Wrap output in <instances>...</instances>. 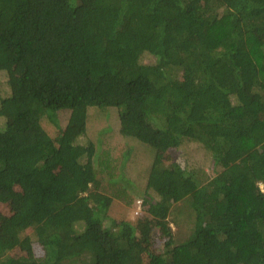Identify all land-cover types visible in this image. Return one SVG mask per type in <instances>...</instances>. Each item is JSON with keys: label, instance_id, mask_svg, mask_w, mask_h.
Wrapping results in <instances>:
<instances>
[{"label": "trees", "instance_id": "trees-1", "mask_svg": "<svg viewBox=\"0 0 264 264\" xmlns=\"http://www.w3.org/2000/svg\"><path fill=\"white\" fill-rule=\"evenodd\" d=\"M2 204L0 264H264V0H0Z\"/></svg>", "mask_w": 264, "mask_h": 264}, {"label": "rangeland", "instance_id": "rangeland-1", "mask_svg": "<svg viewBox=\"0 0 264 264\" xmlns=\"http://www.w3.org/2000/svg\"><path fill=\"white\" fill-rule=\"evenodd\" d=\"M154 61L153 57L150 55H143L142 62L143 63H152ZM88 121H87V133L86 137L84 138L85 141L92 140L98 148V154L102 153L103 151H110L113 155L118 158L129 146L130 141L123 138L119 132H113L114 130H110V128L117 129L118 127V111L117 109H97V108H90L88 110ZM3 119V118H1ZM60 124L62 129L67 126L69 114L68 113H60L59 115ZM5 119H3L4 121ZM45 128L49 132L51 136H54L56 133L55 128L50 125L49 123L45 122ZM198 157H193V159H197ZM207 158V157H206ZM205 157L199 159L201 163L204 165L205 172L209 175V178L212 177V171L209 167V163ZM193 159L187 155V153H182L179 161L182 166L189 165V163H193ZM207 161V162H206ZM201 164V165H202ZM195 166V165H194ZM140 199V198H138ZM119 202V201H118ZM136 204L129 207L127 210L128 217L132 220L137 217L136 215ZM11 213V207L0 205V216H8ZM126 217V216H124ZM125 219V218H123Z\"/></svg>", "mask_w": 264, "mask_h": 264}, {"label": "built area", "instance_id": "built-area-1", "mask_svg": "<svg viewBox=\"0 0 264 264\" xmlns=\"http://www.w3.org/2000/svg\"><path fill=\"white\" fill-rule=\"evenodd\" d=\"M138 211H139V209L136 212H138Z\"/></svg>", "mask_w": 264, "mask_h": 264}]
</instances>
